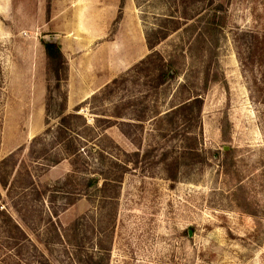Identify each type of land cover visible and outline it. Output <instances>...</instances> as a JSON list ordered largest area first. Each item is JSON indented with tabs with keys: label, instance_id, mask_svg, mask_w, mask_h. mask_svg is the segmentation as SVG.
I'll return each instance as SVG.
<instances>
[{
	"label": "rangeland",
	"instance_id": "1",
	"mask_svg": "<svg viewBox=\"0 0 264 264\" xmlns=\"http://www.w3.org/2000/svg\"><path fill=\"white\" fill-rule=\"evenodd\" d=\"M6 6L0 163H11L0 212L12 221L0 215V264H264V0ZM219 6L218 45L201 52L196 37ZM167 32L151 51L147 38ZM43 42L62 46L59 86ZM152 55L178 60L177 80L157 89L159 59L138 67ZM187 82L193 93L182 91ZM192 94L202 101L199 117L174 113ZM80 105L88 124L97 117L102 127L82 133L78 121L81 158L51 165L61 113ZM100 176L102 185L88 187Z\"/></svg>",
	"mask_w": 264,
	"mask_h": 264
},
{
	"label": "trees",
	"instance_id": "2",
	"mask_svg": "<svg viewBox=\"0 0 264 264\" xmlns=\"http://www.w3.org/2000/svg\"><path fill=\"white\" fill-rule=\"evenodd\" d=\"M126 1L127 0H121V7H123ZM221 10H222V6H219L213 9L210 13L206 15L207 20L205 23V27H206L205 32L198 34L195 40V42L200 45L201 52H205L208 46H209V51H211L213 48H216L218 45V36L222 32V28H223V24H221V18L218 16V13H220ZM222 22H223V18H222ZM176 27L177 28H174L173 31L174 30L178 31L181 29L179 26H176ZM193 29H195L196 31L197 29L196 24L186 27L185 31L186 32L191 31L194 33L195 31ZM168 32L164 36L160 37L159 40L157 41H153V40H150V38H147V44H148L149 49L151 51L154 50L157 44L160 43V41L167 38V36L169 35ZM43 45L45 48L46 57L48 59L49 68L54 73V77L57 80V85L59 86L60 81H61L60 75H61V72L64 71L65 65H66V60L62 52V46L58 42H43ZM155 57L159 59V61L157 62L158 64L154 65V69H153V76L155 78L154 79L155 87L158 89V88H161L167 85L169 82H173L177 80L179 76V71L176 68L178 64V60H174L170 58L169 61L163 62L162 58L159 57L158 55H155V56L152 55V56H149L147 59H145V61L143 60L139 64L138 67L151 62L152 59ZM205 77L206 78H205L203 89L207 90L208 82H209V70L206 71ZM217 80L218 78L215 77L214 82ZM116 83H117L116 79L112 81V85ZM106 89H109V87H107ZM195 89H196V84L194 82H189V83L187 82L186 84L182 86L183 92L191 91L193 93ZM191 96L192 97L188 99L187 101H184L181 104L180 108L175 110L174 113H179L180 110L184 112L190 110L191 112H195L196 113L195 116L196 118H198L199 117L198 115L200 114L202 110V101L199 99L197 95L195 96L192 94ZM100 97H102V91L95 94L91 98L90 102H96L100 99ZM81 108H82V105L78 106L75 109L74 113L69 114V115H64L61 113L60 123L57 126V130L54 136V144L57 145L56 147L57 152L56 154H54V156H50L49 157L50 160H48L51 165H54V166L58 165L63 160H70L72 164L75 165L76 161L77 160L79 161V159L81 158L80 144H78L77 140L73 137V135L77 133V130L79 129L78 121L81 123L80 127L82 129V133L84 132H86L87 134L88 132L94 133L97 126L102 127V119L97 118V117H94L93 124L92 126H90L85 116L80 114ZM47 131L49 132V130ZM78 138H79V141L81 140L83 143L86 142V137L85 138L78 137ZM46 153L47 151L45 152V150H43L41 154L45 155ZM192 153H193L192 157H195V158L199 157V155L195 154L196 152H190V154ZM10 160H11L10 158H7L0 163V185L5 190L8 189L9 187L8 179L10 177V174L9 175L5 174V172L3 173L2 170L4 171L3 168L8 166L9 163H11ZM203 161H204V158H203ZM124 167L126 168V166ZM169 171L171 173V176L169 177V179L173 182H176L177 176H178V168L173 167V169H170ZM28 178L31 181V184H29V186L35 185L33 181L34 179L32 178V176L28 175ZM70 178L71 177H69L68 180ZM121 179L122 177H119V178H116L114 181L118 185L120 184ZM100 184L102 185L101 176L99 178H96V177L90 178L87 182V185L90 188L97 187ZM103 186H107V184L104 183ZM24 187H27V186H24ZM8 193H9V190H8ZM70 204H73V202ZM0 215L2 217H6L7 219H9L8 216H6L4 212L2 213L0 212ZM9 221H12V219H9ZM17 229H18V226H17Z\"/></svg>",
	"mask_w": 264,
	"mask_h": 264
},
{
	"label": "crops",
	"instance_id": "3",
	"mask_svg": "<svg viewBox=\"0 0 264 264\" xmlns=\"http://www.w3.org/2000/svg\"><path fill=\"white\" fill-rule=\"evenodd\" d=\"M9 0H0V13L5 12L6 9H8V6H6L8 4ZM3 4V5H2ZM2 5V6H1Z\"/></svg>",
	"mask_w": 264,
	"mask_h": 264
},
{
	"label": "water",
	"instance_id": "4",
	"mask_svg": "<svg viewBox=\"0 0 264 264\" xmlns=\"http://www.w3.org/2000/svg\"><path fill=\"white\" fill-rule=\"evenodd\" d=\"M56 39L55 38H53V39H50L49 41H55Z\"/></svg>",
	"mask_w": 264,
	"mask_h": 264
}]
</instances>
